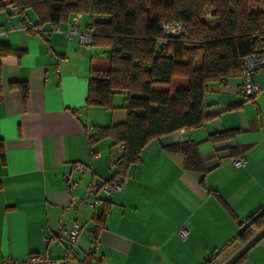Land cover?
I'll use <instances>...</instances> for the list:
<instances>
[{
	"label": "crops",
	"instance_id": "0c3cea01",
	"mask_svg": "<svg viewBox=\"0 0 264 264\" xmlns=\"http://www.w3.org/2000/svg\"><path fill=\"white\" fill-rule=\"evenodd\" d=\"M5 8L0 46L12 52L0 58V264L8 257L24 263L47 248L55 264H66L71 244L56 238L46 247L44 239L54 237L60 221L81 227L69 264H223L233 257L242 247L241 225L264 209V69L254 77L263 89L255 101L243 96L241 74L213 83L203 98V126L150 142L120 192L99 191L75 209L89 183L113 179L118 148L110 138L91 145L89 137L125 123V96L115 98L114 110L88 107L92 72L111 68L104 49L85 50L50 25L41 26L48 36L23 31L20 16L2 17ZM91 22L75 14L58 26ZM12 83L28 85L25 102ZM188 86L176 77L153 89L174 96ZM183 143L196 149L198 170H187L185 156L168 149ZM240 156L245 166L237 168ZM183 226L190 233L184 241L176 233ZM239 264H264V239Z\"/></svg>",
	"mask_w": 264,
	"mask_h": 264
},
{
	"label": "trees",
	"instance_id": "16d2710c",
	"mask_svg": "<svg viewBox=\"0 0 264 264\" xmlns=\"http://www.w3.org/2000/svg\"><path fill=\"white\" fill-rule=\"evenodd\" d=\"M10 5L17 8L22 22H31L32 10L37 28L58 26L75 14L92 19L93 47L104 49L111 68L92 72L86 104L114 110L120 94L126 103L125 123L97 128L89 137L91 145L106 138L115 147L124 145L114 162L113 179L127 177L150 142L203 126L208 120L203 98L209 86L241 74L248 55L264 53V0H254L256 10L251 0H10ZM101 17L109 22L96 19ZM163 21L182 22L189 32L185 37H167ZM11 52L7 45L0 46V58ZM1 77L0 65V93ZM176 77L189 80V86L174 96L153 89ZM11 88L19 91L23 102L29 97L26 83H12ZM168 149L185 156L187 170L199 169L201 160L193 145ZM262 228L264 209L241 225L237 240L244 246ZM205 264H214V259Z\"/></svg>",
	"mask_w": 264,
	"mask_h": 264
},
{
	"label": "built area",
	"instance_id": "2783aa9c",
	"mask_svg": "<svg viewBox=\"0 0 264 264\" xmlns=\"http://www.w3.org/2000/svg\"><path fill=\"white\" fill-rule=\"evenodd\" d=\"M4 6L9 7L12 15H17L18 11L15 6L10 5V0H0V8ZM22 30L27 32L36 33L39 35L48 36L50 31H47L43 28H37L32 22H22ZM161 28L163 29L164 33L167 37L170 38H179L185 37L188 32L189 28L184 25L182 22L174 21V22H167L163 21L161 24ZM61 32L64 33L69 39H77L78 43L85 49V50H92V38L94 36V31L91 25L80 28L78 25L71 24L70 27L65 30L61 31L59 26H53L51 32ZM8 31H3L0 28V35H5ZM97 57L94 56V59ZM264 69V53L260 54H252L248 55L242 60L241 66V75H242V94L245 97L246 101H255L259 95L262 93V86L255 83L254 77L259 71ZM117 155L123 152L124 145L119 144L117 146ZM100 156V154H98ZM233 165L237 168H241L245 166V158L240 156L235 161H233ZM76 169L81 173L88 171V167L85 165H77ZM127 177H115L111 181H103V180H96L94 182L89 183L86 186L85 190V201L84 202H76L73 200V205L75 209H82L85 205H88L91 201V198L95 197L97 192L103 191L107 195H114L117 192H120L123 189V184L126 181ZM58 230L54 234V237L51 238H44L45 239V246L49 247L55 239H66L70 244L71 248H66L63 254V263L69 264L70 261L76 259V252L73 250L75 247L76 241L81 234V227L78 225H68L63 221L59 222ZM178 237L180 240L184 241L189 236V229L186 226L180 227L177 232ZM55 260L52 258L50 251L48 248L46 252L41 253L39 255H29L24 263H20L18 261H14L11 257L6 258L3 261V264H55Z\"/></svg>",
	"mask_w": 264,
	"mask_h": 264
},
{
	"label": "water",
	"instance_id": "95a60500",
	"mask_svg": "<svg viewBox=\"0 0 264 264\" xmlns=\"http://www.w3.org/2000/svg\"><path fill=\"white\" fill-rule=\"evenodd\" d=\"M263 239H264V228H262V230L256 233L254 237H252L249 241H247V243L244 244V246H242L238 251H236L233 254V257H231L229 260H227L223 264H237L243 258H245L247 253L250 250H252L254 247H256L257 244H259L260 241H262Z\"/></svg>",
	"mask_w": 264,
	"mask_h": 264
},
{
	"label": "rangeland",
	"instance_id": "374dc122",
	"mask_svg": "<svg viewBox=\"0 0 264 264\" xmlns=\"http://www.w3.org/2000/svg\"><path fill=\"white\" fill-rule=\"evenodd\" d=\"M251 6H252V10H256V6H254L253 3L251 4ZM7 8L9 9V7H7ZM8 9L5 8L4 10L8 11ZM10 13H11V11H10V9H9V11L6 12L2 17H3V18H4V17H10V16H9ZM28 15H29L32 19H35L32 10H29V11H28ZM100 55H102V57H106V55H105L104 53L102 54V52L100 53ZM199 66H200V64H199ZM117 96H119V95H117ZM116 98H117V97H116Z\"/></svg>",
	"mask_w": 264,
	"mask_h": 264
}]
</instances>
